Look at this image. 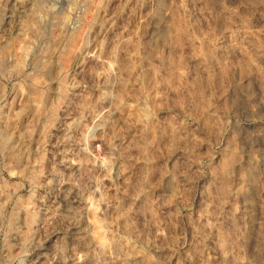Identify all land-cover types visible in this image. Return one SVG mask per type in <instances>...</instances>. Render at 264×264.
<instances>
[{"label": "rangeland", "instance_id": "1", "mask_svg": "<svg viewBox=\"0 0 264 264\" xmlns=\"http://www.w3.org/2000/svg\"><path fill=\"white\" fill-rule=\"evenodd\" d=\"M49 1L0 0V264H264V0Z\"/></svg>", "mask_w": 264, "mask_h": 264}, {"label": "bare ground", "instance_id": "2", "mask_svg": "<svg viewBox=\"0 0 264 264\" xmlns=\"http://www.w3.org/2000/svg\"><path fill=\"white\" fill-rule=\"evenodd\" d=\"M39 1L38 2V7L40 10H45V9H48V8H51L53 9V7H56V4L55 2H50L49 0H37ZM50 9V10H51ZM73 13V12H72ZM58 14V13H57ZM55 15V14H54ZM60 15V14H59ZM81 18V17H80ZM65 25V24H64ZM62 26V25H61Z\"/></svg>", "mask_w": 264, "mask_h": 264}]
</instances>
